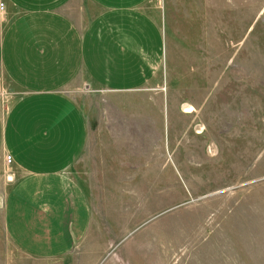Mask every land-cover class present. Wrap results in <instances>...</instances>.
Here are the masks:
<instances>
[{
    "label": "rangeland",
    "instance_id": "rangeland-1",
    "mask_svg": "<svg viewBox=\"0 0 264 264\" xmlns=\"http://www.w3.org/2000/svg\"><path fill=\"white\" fill-rule=\"evenodd\" d=\"M183 2L149 8L165 61L141 90V126L84 76L63 90L89 129L69 172L91 202L98 264H264V0ZM0 156V264H31L4 230L20 172Z\"/></svg>",
    "mask_w": 264,
    "mask_h": 264
},
{
    "label": "crops",
    "instance_id": "crops-1",
    "mask_svg": "<svg viewBox=\"0 0 264 264\" xmlns=\"http://www.w3.org/2000/svg\"><path fill=\"white\" fill-rule=\"evenodd\" d=\"M182 1L205 7L211 0H0V152L20 172L3 226L31 264L100 260L91 249L98 244L86 239L91 202L69 172L89 129L63 90L84 76L124 96L123 116L141 126L152 106L141 90L157 82L165 61L164 34L149 8L169 12Z\"/></svg>",
    "mask_w": 264,
    "mask_h": 264
},
{
    "label": "bare ground",
    "instance_id": "bare-ground-1",
    "mask_svg": "<svg viewBox=\"0 0 264 264\" xmlns=\"http://www.w3.org/2000/svg\"><path fill=\"white\" fill-rule=\"evenodd\" d=\"M184 110H185V113H191L193 111V109H191L190 107H187Z\"/></svg>",
    "mask_w": 264,
    "mask_h": 264
},
{
    "label": "built area",
    "instance_id": "built-area-1",
    "mask_svg": "<svg viewBox=\"0 0 264 264\" xmlns=\"http://www.w3.org/2000/svg\"><path fill=\"white\" fill-rule=\"evenodd\" d=\"M157 5L161 4V0H156Z\"/></svg>",
    "mask_w": 264,
    "mask_h": 264
}]
</instances>
